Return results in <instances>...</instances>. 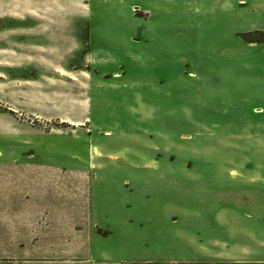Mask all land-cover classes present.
Returning a JSON list of instances; mask_svg holds the SVG:
<instances>
[{
  "label": "rangeland",
  "instance_id": "1",
  "mask_svg": "<svg viewBox=\"0 0 264 264\" xmlns=\"http://www.w3.org/2000/svg\"><path fill=\"white\" fill-rule=\"evenodd\" d=\"M40 164L89 167L96 208L148 190L154 232L264 264V0H0V178ZM8 202L0 264H53Z\"/></svg>",
  "mask_w": 264,
  "mask_h": 264
},
{
  "label": "crops",
  "instance_id": "2",
  "mask_svg": "<svg viewBox=\"0 0 264 264\" xmlns=\"http://www.w3.org/2000/svg\"><path fill=\"white\" fill-rule=\"evenodd\" d=\"M144 165L154 169L152 160ZM24 166L18 183L9 171L1 173L0 193L9 199L7 235L13 242L41 244L53 264H241L231 250L216 251L215 240L202 242L186 230L168 238L154 232L148 190L136 193L140 201L133 207L121 202L96 208L89 167ZM177 216L171 220L183 222L184 214Z\"/></svg>",
  "mask_w": 264,
  "mask_h": 264
}]
</instances>
